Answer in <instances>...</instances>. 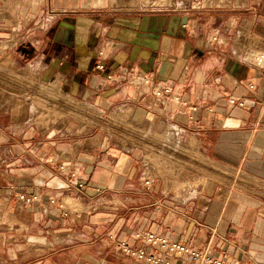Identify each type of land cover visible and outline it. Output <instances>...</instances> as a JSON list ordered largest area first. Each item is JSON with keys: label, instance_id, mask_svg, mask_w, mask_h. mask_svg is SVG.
Segmentation results:
<instances>
[{"label": "crops", "instance_id": "1", "mask_svg": "<svg viewBox=\"0 0 264 264\" xmlns=\"http://www.w3.org/2000/svg\"><path fill=\"white\" fill-rule=\"evenodd\" d=\"M14 39L10 51L20 58L63 66L58 99L79 110L71 96L91 104L95 119L123 104L154 116L180 131L166 141L178 140L182 155L209 163L220 181L197 198H175L174 209L160 186L157 212L141 219L137 206L109 218L72 215L70 195L87 208L97 192L134 188L135 151L96 136L39 135L17 120L18 105L0 111V264H132L115 242L145 217L150 229L228 264H264V67L256 61L264 0H0V43ZM100 157L116 168L95 171ZM23 193L39 200L22 202Z\"/></svg>", "mask_w": 264, "mask_h": 264}, {"label": "rangeland", "instance_id": "2", "mask_svg": "<svg viewBox=\"0 0 264 264\" xmlns=\"http://www.w3.org/2000/svg\"><path fill=\"white\" fill-rule=\"evenodd\" d=\"M24 32L22 34H25ZM15 43V39L11 42L0 43V111H7L18 105L22 116L17 120L24 123L25 127L33 128L34 133L46 135L50 131L56 138L66 140H77L84 136L91 139L96 136L103 145L107 143L106 145H112L113 149L123 148L135 151L134 153L138 156L135 164L139 166L140 171L135 180L131 182L134 188H124L118 193L110 190L97 192L96 195L86 198L89 204L87 208L82 207L76 200L79 196L70 195L65 202L66 208L72 215L85 211L95 216L104 212L103 214L109 218L117 208H119L118 213L123 215L127 207L137 206L135 208L139 209L132 213H135L136 218L141 219L145 213L153 215L157 212V206L154 204L159 202L164 195L160 189L158 190L160 186H165L167 200L172 204L173 209L176 207V202L173 201L175 198L179 200L183 197L191 200L192 197L200 196L201 190L206 191L216 187L215 183L220 179H216L218 178L216 171L210 168L209 163L201 160L194 161L196 159L191 155H182L179 149L182 145L177 142L178 140L166 141L167 135L173 133L170 127H159L154 116H151L150 120L148 118L144 120L130 105L123 104L115 111L105 112L102 119H95L94 116L89 115V109L86 107L93 109L91 104L83 103L74 96L71 97L76 99L80 106L83 105V109L79 110L67 105L63 100L58 99L57 92H52L54 85L59 83L64 85L60 72L63 66L60 64L47 66L39 63L40 60L31 62L34 59H22L10 51L13 50ZM6 59L12 61V67H9ZM7 93L13 95H6ZM35 106L36 115L33 113ZM118 115L122 116V121L117 120V126H112V122L118 118ZM27 122H29L28 125H26ZM142 131H145V134H142ZM146 132H148L147 135ZM173 138L177 139V136ZM102 159L96 161L95 171L100 172L106 167L116 168L115 163L109 165L111 160ZM74 172H72V177L76 174ZM146 178L155 181L153 188L144 186ZM189 187L193 188L189 190ZM90 203L94 204L90 205ZM148 205L150 207H146Z\"/></svg>", "mask_w": 264, "mask_h": 264}, {"label": "built area", "instance_id": "3", "mask_svg": "<svg viewBox=\"0 0 264 264\" xmlns=\"http://www.w3.org/2000/svg\"><path fill=\"white\" fill-rule=\"evenodd\" d=\"M103 55L101 52L100 56ZM261 57V60H260ZM256 61L264 67V55L256 56ZM99 68L103 69V66ZM139 83H143L142 78L137 79ZM149 83V81H145ZM153 85V83L150 82ZM250 90H254L255 86L250 84ZM157 96H161L158 91ZM240 103V106L245 105L237 99H232L231 103ZM173 133L178 137L180 131L177 128H172ZM74 176V174H73ZM154 180L146 178L144 186L152 188ZM18 199L27 204H31L39 200V196H28L23 193L18 196ZM54 203V201H52ZM150 220L148 217L142 219L139 227L134 230L131 237L126 240L115 242V252L125 258L131 260L132 264H228L226 260L217 257L210 248L199 249L191 243H184L172 240L166 234L154 231L149 228Z\"/></svg>", "mask_w": 264, "mask_h": 264}, {"label": "bare ground", "instance_id": "4", "mask_svg": "<svg viewBox=\"0 0 264 264\" xmlns=\"http://www.w3.org/2000/svg\"><path fill=\"white\" fill-rule=\"evenodd\" d=\"M63 98V97H62ZM69 100H70V98H69ZM73 100H70V102H72Z\"/></svg>", "mask_w": 264, "mask_h": 264}]
</instances>
